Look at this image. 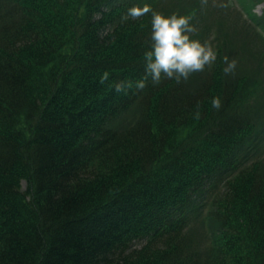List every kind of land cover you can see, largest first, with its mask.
<instances>
[{
  "label": "trees",
  "instance_id": "trees-1",
  "mask_svg": "<svg viewBox=\"0 0 264 264\" xmlns=\"http://www.w3.org/2000/svg\"><path fill=\"white\" fill-rule=\"evenodd\" d=\"M262 1L0 0V264H264ZM144 3L215 61L137 88Z\"/></svg>",
  "mask_w": 264,
  "mask_h": 264
},
{
  "label": "clouds",
  "instance_id": "clouds-1",
  "mask_svg": "<svg viewBox=\"0 0 264 264\" xmlns=\"http://www.w3.org/2000/svg\"><path fill=\"white\" fill-rule=\"evenodd\" d=\"M151 12V46L144 52L145 76L136 81L137 88L145 87L148 78L158 84L163 77L174 78L177 81L188 79L189 75L196 71L204 70L216 59V51L207 42L191 38V33L196 29L190 23L191 17L173 13L165 15L152 9L151 5L144 3L142 6L133 5L128 8L122 17H141ZM226 65L225 73L232 72L236 67V60L224 57ZM108 73L103 74L107 79ZM122 87L117 84V88ZM212 105L220 108L221 99L212 98Z\"/></svg>",
  "mask_w": 264,
  "mask_h": 264
},
{
  "label": "rangeland",
  "instance_id": "rangeland-1",
  "mask_svg": "<svg viewBox=\"0 0 264 264\" xmlns=\"http://www.w3.org/2000/svg\"><path fill=\"white\" fill-rule=\"evenodd\" d=\"M237 7V6H236ZM237 9H239V6L237 7ZM254 13H256L257 15L262 14L263 10H264V1L260 2L259 4H257L254 8ZM23 188H24V183H22Z\"/></svg>",
  "mask_w": 264,
  "mask_h": 264
}]
</instances>
